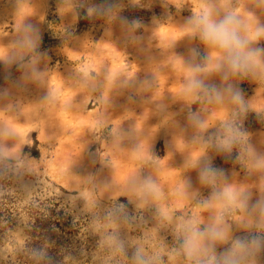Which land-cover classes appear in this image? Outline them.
<instances>
[{"label":"rangeland","instance_id":"374dc122","mask_svg":"<svg viewBox=\"0 0 264 264\" xmlns=\"http://www.w3.org/2000/svg\"><path fill=\"white\" fill-rule=\"evenodd\" d=\"M105 2L114 5L111 13L89 11ZM231 4L251 24H264V4ZM200 6L201 0H0V99L7 107L0 112V264H133L137 247L153 264H193L181 249L183 228L192 219L203 228L216 211L203 206L212 189L190 167L204 156L230 184L251 190L253 200L264 195V171L250 169L245 145L225 155L203 143L227 123L246 132L248 143L264 132V80L227 82L250 104L244 115L227 97L192 102L180 94L190 50L207 54L184 27ZM26 25L40 36L34 52L17 43L28 35ZM33 59L38 79L20 67ZM207 82L222 85L218 75ZM192 113L205 121L203 130ZM146 177L156 185L147 202L133 184ZM242 214L226 216L233 235L243 234L234 220ZM35 249L50 261L38 262ZM250 259L264 264V252Z\"/></svg>","mask_w":264,"mask_h":264},{"label":"clouds","instance_id":"9594fccd","mask_svg":"<svg viewBox=\"0 0 264 264\" xmlns=\"http://www.w3.org/2000/svg\"><path fill=\"white\" fill-rule=\"evenodd\" d=\"M264 4V0H257ZM114 5L101 3L94 9L98 15L112 12ZM122 23H128L126 18L120 17ZM133 27H138V22H132ZM185 32L192 39H198L207 50L202 56L199 48L190 50V60L186 62L188 69L185 83L181 89V96L191 99L192 102L202 97L209 102L223 103L227 97L237 106V115H244L250 109V104L245 100L240 88L232 83H227L230 78H251L264 80V47L258 46L264 40V24H251L235 7L231 0H201V6L185 23ZM23 39L17 41L21 48L35 51L38 47L40 36L26 25ZM23 61V57H20ZM10 62V61H9ZM29 71L25 76L39 78L40 69L36 66L35 59L21 64ZM219 76L222 85L207 82L213 76ZM193 125L201 130L205 128V121L195 113L190 114ZM203 143L215 150L217 154H231L237 145H245L244 152L248 158L250 169L264 171V154L257 152L256 148L247 142V133L242 131L234 122L223 126V133L213 140L211 137ZM236 159H240L239 156ZM197 171V178L202 186L212 189L210 196L203 201V206L215 209V214L209 222L201 228L196 219L189 220L183 228L181 235V249L186 258L193 264H255L251 257L264 252V195L253 200L251 190L242 186H234L228 182L225 171L214 166L207 156L190 164ZM223 181V187H218V182ZM134 187L145 198L155 195L156 185L151 177H146ZM192 187L191 179L184 184L185 191ZM120 208L116 209L119 213ZM233 211L243 213L234 217L237 228L243 233L233 235L232 224L226 219ZM254 215L257 217L253 219ZM113 244L121 252H125L124 243L115 236ZM218 245H223L218 250ZM34 258L39 261H50L41 249L33 250ZM133 264H153L143 250L137 247L133 256Z\"/></svg>","mask_w":264,"mask_h":264},{"label":"crops","instance_id":"0c3cea01","mask_svg":"<svg viewBox=\"0 0 264 264\" xmlns=\"http://www.w3.org/2000/svg\"><path fill=\"white\" fill-rule=\"evenodd\" d=\"M12 88H6L3 89L1 92L2 98H4L5 95L8 93H12ZM18 95H21L18 93ZM7 102V101H6ZM5 102L0 99V112L6 111L7 107H5ZM251 144L256 148L257 152L264 154V132L258 131L257 134L255 135L254 139L252 140Z\"/></svg>","mask_w":264,"mask_h":264}]
</instances>
